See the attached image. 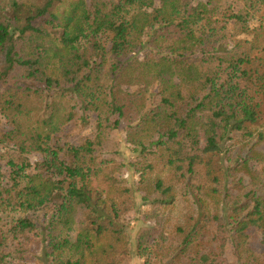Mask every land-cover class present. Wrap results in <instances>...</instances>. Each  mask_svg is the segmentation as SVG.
Masks as SVG:
<instances>
[{
	"label": "trees",
	"instance_id": "trees-1",
	"mask_svg": "<svg viewBox=\"0 0 264 264\" xmlns=\"http://www.w3.org/2000/svg\"><path fill=\"white\" fill-rule=\"evenodd\" d=\"M134 257L264 264V0H0V264Z\"/></svg>",
	"mask_w": 264,
	"mask_h": 264
},
{
	"label": "rangeland",
	"instance_id": "rangeland-1",
	"mask_svg": "<svg viewBox=\"0 0 264 264\" xmlns=\"http://www.w3.org/2000/svg\"><path fill=\"white\" fill-rule=\"evenodd\" d=\"M18 31H22L23 33H26V32L28 31V28H27V26H22V27L20 28V30L18 29ZM128 176L130 177L131 180H133L132 176H130L129 174H128ZM134 179H135V177H134ZM139 206H142V205H139ZM142 207H144L145 209H147L146 206H142ZM140 208H141V207H140ZM140 208H139V209H140ZM135 228H136V230H137V228H138V224L135 225ZM134 231H135V230L132 231V234L135 233ZM131 264H140V260H139L137 257H134V258L131 259Z\"/></svg>",
	"mask_w": 264,
	"mask_h": 264
}]
</instances>
